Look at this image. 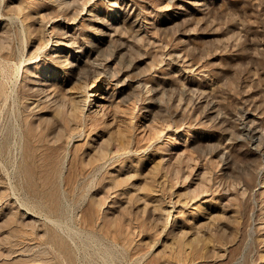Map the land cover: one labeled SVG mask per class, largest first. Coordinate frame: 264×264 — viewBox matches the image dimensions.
<instances>
[{
	"label": "rangeland",
	"instance_id": "374dc122",
	"mask_svg": "<svg viewBox=\"0 0 264 264\" xmlns=\"http://www.w3.org/2000/svg\"><path fill=\"white\" fill-rule=\"evenodd\" d=\"M0 264H264V0H0Z\"/></svg>",
	"mask_w": 264,
	"mask_h": 264
},
{
	"label": "bare ground",
	"instance_id": "6f19581e",
	"mask_svg": "<svg viewBox=\"0 0 264 264\" xmlns=\"http://www.w3.org/2000/svg\"><path fill=\"white\" fill-rule=\"evenodd\" d=\"M92 105V104H91ZM91 105H90V107H91Z\"/></svg>",
	"mask_w": 264,
	"mask_h": 264
}]
</instances>
